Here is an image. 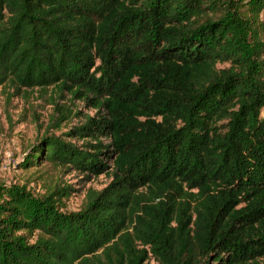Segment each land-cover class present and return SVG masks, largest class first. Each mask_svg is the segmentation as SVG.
I'll return each mask as SVG.
<instances>
[{"label":"trees","instance_id":"obj_1","mask_svg":"<svg viewBox=\"0 0 264 264\" xmlns=\"http://www.w3.org/2000/svg\"><path fill=\"white\" fill-rule=\"evenodd\" d=\"M33 91L52 179L0 183V264H264V0H0V92Z\"/></svg>","mask_w":264,"mask_h":264},{"label":"rangeland","instance_id":"obj_2","mask_svg":"<svg viewBox=\"0 0 264 264\" xmlns=\"http://www.w3.org/2000/svg\"><path fill=\"white\" fill-rule=\"evenodd\" d=\"M48 94H51V91ZM66 96L60 103L65 102ZM50 111L51 105L47 103V97H43L39 91H33L28 101L14 96L9 104L4 93L0 92V183L26 184L35 194L41 193L44 187L49 185L51 173H36L35 169L19 168V164L26 158L28 147L36 141V137L43 135ZM64 126L66 127L56 133L64 132L69 125ZM80 178L81 176L72 174L62 176V180L74 188L80 186ZM107 182V178L100 175L86 182V187L101 188ZM83 196V191L73 192L66 200L67 210H78L82 206Z\"/></svg>","mask_w":264,"mask_h":264}]
</instances>
